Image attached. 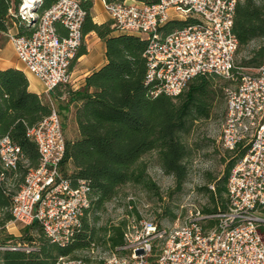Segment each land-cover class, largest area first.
Segmentation results:
<instances>
[{
  "label": "built area",
  "instance_id": "obj_1",
  "mask_svg": "<svg viewBox=\"0 0 264 264\" xmlns=\"http://www.w3.org/2000/svg\"><path fill=\"white\" fill-rule=\"evenodd\" d=\"M241 0H155L104 3L116 33L136 34L147 42L146 85L151 94L175 97L197 74H216L234 85L225 89V113L220 144L233 150L239 143L248 149L231 170L226 208L213 214L194 210L171 227L132 213L123 244L97 264H264V239L257 227L264 223V62L237 67L238 41L233 19ZM19 8L20 19L34 28L30 36L8 32L17 60L38 79L49 97L59 85L72 83L70 66L82 45L86 11L78 0H58L40 16L39 0ZM187 24L161 35L168 21ZM66 34L60 36L56 25ZM236 69V72L234 70ZM27 130L37 146L39 165L29 169L13 199L11 224L38 223L45 235L66 246L80 230L91 205L85 180L73 182L63 175L65 136L57 109ZM22 156L9 136L0 139V165L16 170ZM129 212L135 200L127 198ZM214 220L205 227L203 223ZM95 244H91L93 252ZM55 264H89L61 257Z\"/></svg>",
  "mask_w": 264,
  "mask_h": 264
},
{
  "label": "trees",
  "instance_id": "obj_2",
  "mask_svg": "<svg viewBox=\"0 0 264 264\" xmlns=\"http://www.w3.org/2000/svg\"><path fill=\"white\" fill-rule=\"evenodd\" d=\"M39 1L36 11L40 16L58 0ZM78 1L86 11L82 35L94 32L104 40L106 63L86 77L83 87L74 90L70 85H59L52 93L59 107L58 113L69 111L74 105L77 136L65 138L61 171L74 183L78 180L87 182L91 205L80 230L66 246L52 242L36 222L23 226L20 238L7 233V226L13 220L14 196L29 169L39 165L36 143L27 136V130L47 117L51 108L43 94L29 90V80L22 70L0 69V139L9 136L19 146L22 156L16 170H6L0 165V264H55L61 257L91 264L90 259L76 256L77 252L94 243V231L87 216L102 209L126 185H141L150 192L155 190L157 195L156 185L143 160L150 153L156 154V164L163 172L173 177V190L180 191L187 178V160L191 153L187 138L196 124L212 117L215 108L224 107L225 87L232 82L216 74L200 73L192 77L175 97L153 96L150 86L145 83L146 40L132 34L114 35L112 21L102 24L93 21L94 0ZM103 1L123 3L128 0ZM134 1L149 4L155 0ZM21 5L22 0H0V35H5L14 26L17 35L32 34L34 28L19 17ZM186 24L168 21L159 31L166 35ZM232 31L238 41L237 67H253L264 62V0L239 1ZM244 50L247 60L241 59L237 64V55ZM84 52V48L79 49L71 66ZM221 80L224 82L220 83ZM62 129L64 133V125ZM247 149L246 143H239L233 150L225 149L230 161L221 176L210 178L214 189L203 188L212 207L199 210L202 214H213L226 208L229 174ZM169 216L170 219L175 217L170 213ZM214 224V220L203 223L205 227ZM125 227L123 220L109 228L106 244L112 252L121 253L117 248L123 244ZM257 230L264 239V223H260Z\"/></svg>",
  "mask_w": 264,
  "mask_h": 264
},
{
  "label": "rangeland",
  "instance_id": "obj_3",
  "mask_svg": "<svg viewBox=\"0 0 264 264\" xmlns=\"http://www.w3.org/2000/svg\"><path fill=\"white\" fill-rule=\"evenodd\" d=\"M8 39L5 35H0V48L3 59L12 58L13 52L10 49H4ZM10 44V43H9ZM252 44L251 46H253ZM247 60V51L244 50L237 55V64L241 59ZM224 81L221 80L220 83ZM234 85L232 81L226 85L225 89ZM45 101L59 111L56 99L53 93L49 97L43 93ZM225 101V98H224ZM224 107L215 108L212 117L196 124L192 133L187 138L190 157L187 160L188 174L180 191L176 192L174 188L173 177L167 175L156 164V154L150 153L143 160L147 164V172L156 185L157 195L148 191L141 185H126L122 187L118 194L105 206L95 212H91L87 218L90 228L94 231V250L90 248L77 252L79 258L91 260V264H97L106 259L112 253L106 244L108 230L111 226L119 224L125 220L129 222L131 215L140 216L157 222L162 227L173 226L176 220L181 223L186 216L194 210L211 208L208 193L203 189L205 186L211 190L214 185L209 182L211 177L221 176L225 170L230 158L226 150L220 144L221 125L224 118ZM74 105L70 106L69 111L59 112L61 124L64 125L65 138H75L77 136L76 126L73 120ZM232 158V157H231ZM132 196L135 200L133 210L129 212L127 208V198ZM132 213V214H131ZM173 214L174 219H170ZM127 216H130L129 218ZM22 228L20 224H8L7 233L14 234L17 238L21 237ZM70 258V257H69Z\"/></svg>",
  "mask_w": 264,
  "mask_h": 264
},
{
  "label": "crops",
  "instance_id": "obj_4",
  "mask_svg": "<svg viewBox=\"0 0 264 264\" xmlns=\"http://www.w3.org/2000/svg\"><path fill=\"white\" fill-rule=\"evenodd\" d=\"M133 0H128L130 2ZM104 1L103 0H94L93 7L91 10L92 19L97 24H102L107 21H111L109 15L104 10ZM58 33L66 34L65 29L62 27L56 26ZM59 29V30H58ZM16 27H12L10 32L16 33ZM114 35L124 34L113 32ZM136 35V34H132ZM137 36V35H136ZM9 42L5 45L4 49H10ZM12 47V46H11ZM84 48L85 52L79 55L72 66H70V73L72 78L71 88L76 90L84 86L86 77L91 74L93 71L100 69L106 63L105 57V42L100 39L96 33L90 32L83 36L82 45L79 49ZM13 50V48H12ZM1 51V48H0ZM79 51V50H78ZM12 58L3 59V55L0 52V69L6 68H17L22 70L29 80V90L37 94L44 93V87L41 82L36 79L33 75L26 72L22 64L17 60L16 55L13 52ZM73 62V61H72Z\"/></svg>",
  "mask_w": 264,
  "mask_h": 264
},
{
  "label": "bare ground",
  "instance_id": "obj_5",
  "mask_svg": "<svg viewBox=\"0 0 264 264\" xmlns=\"http://www.w3.org/2000/svg\"><path fill=\"white\" fill-rule=\"evenodd\" d=\"M35 0H24L25 5L23 6L24 9H27L28 7H31L30 2H33Z\"/></svg>",
  "mask_w": 264,
  "mask_h": 264
}]
</instances>
